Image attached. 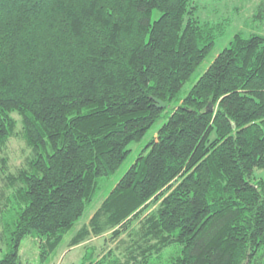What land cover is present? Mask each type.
I'll list each match as a JSON object with an SVG mask.
<instances>
[{"label": "trees", "instance_id": "1", "mask_svg": "<svg viewBox=\"0 0 264 264\" xmlns=\"http://www.w3.org/2000/svg\"><path fill=\"white\" fill-rule=\"evenodd\" d=\"M194 2L0 0V152L15 113L31 150L9 176L0 264H23L29 237L54 255L162 118L67 244L139 221L128 264L175 247L169 264H264V36L236 34L176 106L226 30Z\"/></svg>", "mask_w": 264, "mask_h": 264}, {"label": "rangeland", "instance_id": "2", "mask_svg": "<svg viewBox=\"0 0 264 264\" xmlns=\"http://www.w3.org/2000/svg\"><path fill=\"white\" fill-rule=\"evenodd\" d=\"M194 5L198 7L196 16L201 22L215 25L223 23L226 25V30L224 35L217 39L212 53L184 85L179 99L175 102L176 106L180 104V100L189 94L214 59L229 46L236 34L264 36V0H195ZM155 16H158V13ZM13 117L18 122V135L12 138L7 147L0 152V260L6 253V246L1 238L8 217L7 212L10 209L6 206L4 198H8L13 194V190L8 187L9 176L19 172L26 165V160L31 153L23 139L21 117L16 113L13 114ZM164 121L165 118L159 120L140 143H133L129 147L132 154L115 175L101 180L98 200L87 207L86 212L77 222L71 234L66 237L65 242L54 255L48 260L44 259L40 241L35 237H29L24 239L21 244L20 261L23 264H97L99 262L100 264H128L129 257L134 255L137 246L142 244L139 236V221H133L119 235H115L113 230L100 236L90 235L75 247L69 246L67 242L84 226L90 225L91 219L101 206L107 193L134 162L141 149L156 136ZM256 176L264 178V170L257 171ZM156 208L158 206H153L148 211L152 212ZM177 252H179V249L176 247L167 249L160 256L153 255L150 257L147 264H169L171 256Z\"/></svg>", "mask_w": 264, "mask_h": 264}, {"label": "water", "instance_id": "3", "mask_svg": "<svg viewBox=\"0 0 264 264\" xmlns=\"http://www.w3.org/2000/svg\"><path fill=\"white\" fill-rule=\"evenodd\" d=\"M153 101L156 104L157 108L160 110H163L167 106L166 102H163L159 99L154 98Z\"/></svg>", "mask_w": 264, "mask_h": 264}]
</instances>
